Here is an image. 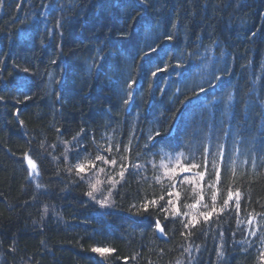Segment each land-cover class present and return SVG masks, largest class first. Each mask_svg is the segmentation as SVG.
<instances>
[{"label": "trees", "instance_id": "1", "mask_svg": "<svg viewBox=\"0 0 264 264\" xmlns=\"http://www.w3.org/2000/svg\"><path fill=\"white\" fill-rule=\"evenodd\" d=\"M0 97V264H264V0H0ZM109 144L144 167H129L101 208L67 168ZM218 145V214L207 222L202 207H184L189 184L176 189L189 216L130 208L167 191V178L163 189L153 179L161 149L200 163ZM229 188L242 192L239 213L234 201L219 213ZM193 214L200 222L185 229Z\"/></svg>", "mask_w": 264, "mask_h": 264}, {"label": "snow or ice", "instance_id": "2", "mask_svg": "<svg viewBox=\"0 0 264 264\" xmlns=\"http://www.w3.org/2000/svg\"><path fill=\"white\" fill-rule=\"evenodd\" d=\"M168 39H171V36L167 37ZM155 51V49H152ZM163 69H158L157 71H161ZM27 71V69L25 70ZM153 76L156 75V72L152 73ZM217 80L220 79V77H216ZM22 87V85H21ZM128 87L131 88L132 84L129 83ZM201 92L206 91L205 89L201 88ZM129 98H131V92L128 93ZM25 100L28 99V97L25 95ZM232 97L229 95L228 100H231ZM0 100H3V97H0ZM125 104L128 103V100L124 101ZM21 123H23L21 121ZM156 135L159 136L160 133L156 132ZM149 141L153 140V137L150 135L148 137ZM73 141H75V144L73 146L79 147V141L76 137L73 138ZM66 145L69 143L67 141L64 142ZM43 146V145H42ZM54 147V146H53ZM147 147V145H146ZM69 149L65 148L64 153V160L65 162L68 161V153ZM86 151V149H84ZM113 151H115L117 154L121 152L119 145H107V147H98L97 148V154L89 158L88 156H85L83 159L79 158V152L77 153V162L72 165L71 167L67 168V171L71 173L73 169H75L76 175L81 179L85 180L87 178V182H89V191L86 192V195L90 198V200L95 201L101 208H111L114 206V202L112 200L113 195V189L116 187L117 184H119L125 177V172L131 168L135 169H143L144 165L142 164H130L128 162V157L126 155H120L119 160L116 158L115 155H112ZM130 151V148L128 146H125L123 149L124 153H128ZM107 153V154H104ZM158 155L161 158L160 161V167L163 169V172L161 175H155L153 177L155 183L160 184L162 189L164 188V185L162 183L164 178H167L169 181V184L167 185V191L162 192V194L159 197H154L151 200H149L147 197L143 201L140 202L139 205L133 204L130 206L131 209H135V214L140 215L141 212H148L150 208H156L159 212L165 214V219L168 218V214L171 213L173 216H189V213L187 212H181L180 209L176 206L177 202L180 199V192L176 191V189L179 186H182L184 184H189L192 186V192L195 195V202L192 204H185L184 207L190 208V209H197L198 206L205 209V211H199L198 215L204 219L205 222H207L214 214L217 213V195L219 189L216 188L217 185L221 182V167L220 164L223 160V145H218L217 150L215 152L210 153L208 147H205L203 152L201 153V162H196V157L193 154L191 158H189V155L186 154L184 151H179L176 153H169L161 149V151L158 153ZM25 157L27 159L29 168L35 172L36 171V163L28 157L27 154H25ZM166 158V159H165ZM53 159H56V157H53ZM151 163V161L149 162ZM232 164L235 165V161H232ZM98 165H103L99 166ZM209 165L211 166V175L214 177L212 180L208 182V188L213 189L211 193V205L208 203H204L205 196H204V187L202 186L201 182L205 180V176L209 174ZM255 160H253V167L255 168ZM106 167L111 168V172H106ZM118 168V171H117ZM153 168H156V165L153 164ZM203 168L202 171H195L194 175L188 176L184 175L186 173H193V170ZM91 173V175H89ZM104 173L106 175V181H102L99 178V174ZM233 176H235V168H232ZM119 176V180L116 179V176ZM92 177H95L93 180ZM182 177V178H181ZM147 179V178H145ZM103 183H107L110 185L108 188L107 194L103 196L102 199H97L95 193L101 192L102 189L100 188V185ZM37 187H41V185L37 184ZM164 204H160V201H165ZM175 198V201L174 199ZM242 198V192L239 188L235 189L233 191L231 188L227 191L226 198L223 199L222 204L219 207V213H223L225 210L229 209L230 202L234 201V210L239 213L240 211V201ZM45 212H47V208H45ZM251 216V214H249ZM262 215V214H258ZM254 217L247 221L249 225L253 223ZM199 219H197V216L195 214L191 215L190 218L183 223V227L185 229H188L190 227L194 228L199 223ZM239 223V221H238ZM155 228L158 230L161 234H164V227L160 224L159 220L155 221ZM184 235V233H181ZM191 234V233H189ZM256 233L253 231L251 232V235H255ZM221 235H223L221 233ZM264 239V237H262ZM92 252L98 253L101 257L105 256V254H110L115 251V249L108 248V247H92ZM187 252L188 249H185ZM261 258L264 259V252H261Z\"/></svg>", "mask_w": 264, "mask_h": 264}, {"label": "water", "instance_id": "3", "mask_svg": "<svg viewBox=\"0 0 264 264\" xmlns=\"http://www.w3.org/2000/svg\"><path fill=\"white\" fill-rule=\"evenodd\" d=\"M156 232H157V234L159 235V236H163L164 234H161L158 230H156Z\"/></svg>", "mask_w": 264, "mask_h": 264}, {"label": "rangeland", "instance_id": "4", "mask_svg": "<svg viewBox=\"0 0 264 264\" xmlns=\"http://www.w3.org/2000/svg\"><path fill=\"white\" fill-rule=\"evenodd\" d=\"M96 194V193H95ZM102 198H103V196H102ZM183 263V262H182Z\"/></svg>", "mask_w": 264, "mask_h": 264}]
</instances>
